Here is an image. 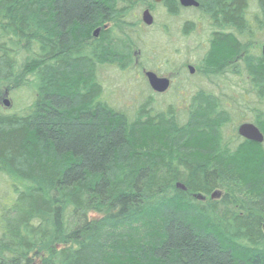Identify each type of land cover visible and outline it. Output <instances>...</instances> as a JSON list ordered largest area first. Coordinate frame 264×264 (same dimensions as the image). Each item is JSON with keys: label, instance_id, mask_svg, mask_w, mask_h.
Returning <instances> with one entry per match:
<instances>
[{"label": "trees", "instance_id": "1", "mask_svg": "<svg viewBox=\"0 0 264 264\" xmlns=\"http://www.w3.org/2000/svg\"><path fill=\"white\" fill-rule=\"evenodd\" d=\"M195 1L161 0V33L206 30L212 88L129 113L101 70L179 53L143 39L150 0H0V98L28 95L0 106V264H264V141L237 134L264 138V0Z\"/></svg>", "mask_w": 264, "mask_h": 264}, {"label": "rangeland", "instance_id": "2", "mask_svg": "<svg viewBox=\"0 0 264 264\" xmlns=\"http://www.w3.org/2000/svg\"><path fill=\"white\" fill-rule=\"evenodd\" d=\"M152 6L148 8L150 14L153 18V24L149 27L145 26L141 20V14L137 15L139 18V25L137 26L145 36L143 39L148 41L149 44L152 43L153 46L156 45L159 47H164L167 45V50L176 49L179 53L177 56H169L170 62L166 66L163 64L162 55L160 60H156L155 57H150L147 59V62L143 64L144 71H150L155 73L159 77H164L170 79L172 84L168 91L163 94L154 93L148 86L143 72L138 67H133L126 72H120L115 66L105 67V70H101L102 82L105 90L109 93L112 103L122 110H125L129 113L134 111L144 98L148 96L156 103L158 108L163 107L170 103L177 104L175 105L178 109H181L183 104L188 101V98L196 91L200 89H210V83H208L202 76L197 74V66L203 57V51L206 48V30L201 28L197 30V35L186 38L182 37L179 34L180 25L188 20H190L189 13H182L181 16L177 19H174V36L170 40L161 33V29L167 22V19L163 13V10L159 7L160 4L154 0H150ZM144 10V9H143ZM142 10V11H143ZM141 21V22H140ZM168 43V44H167ZM261 49V46H260ZM198 50L200 51L198 53ZM202 50V51H201ZM140 56V55H139ZM138 58V57H137ZM139 59L137 60V65H139ZM136 65V66H137ZM192 66L194 73L189 74L187 67ZM226 78V77H224ZM229 79L226 78L225 82H228ZM222 79L218 82V87H223L227 84L220 83ZM237 80H230V84L233 85ZM244 80H240L239 84L243 85ZM27 92H19L14 95L3 96L0 98V106L5 110H20L23 108L27 101L28 95ZM22 99V104L19 103ZM4 100L9 102V107H5ZM21 104V105H20ZM18 105H20L18 107ZM11 194L10 183L0 176V209L4 207H9L11 205L9 198ZM95 217V215H90Z\"/></svg>", "mask_w": 264, "mask_h": 264}, {"label": "water", "instance_id": "3", "mask_svg": "<svg viewBox=\"0 0 264 264\" xmlns=\"http://www.w3.org/2000/svg\"><path fill=\"white\" fill-rule=\"evenodd\" d=\"M178 2L179 5L183 8H196L198 6L195 0H178ZM141 20L142 23L147 27L153 24V18L148 11L142 13ZM97 34L98 30L94 33V35L97 36ZM261 55L262 57H264V44L261 47ZM187 69L189 70L190 74H193L194 69L191 66H189ZM144 77L147 81L149 88L156 94H163L168 91L170 87L169 79L164 77H158L153 72H145ZM4 105L8 108L9 102L7 100H4ZM237 134L240 138L251 143L262 144L264 141V138L259 132V130L253 124L250 123L241 124L237 129Z\"/></svg>", "mask_w": 264, "mask_h": 264}, {"label": "flooded vegetation", "instance_id": "4", "mask_svg": "<svg viewBox=\"0 0 264 264\" xmlns=\"http://www.w3.org/2000/svg\"><path fill=\"white\" fill-rule=\"evenodd\" d=\"M157 2V4H160L161 3V0H154V2ZM197 8V7H196ZM186 9H191V8H186ZM193 9H195V8H193ZM145 11H148L149 13H150V10L149 9H146ZM144 10L142 11V13L143 12H145ZM142 15V14H141ZM192 67V66H191ZM188 72H189V70H188ZM193 73H194V70H193ZM189 74H190V72H189ZM190 75H192V74H190ZM170 82H171V84H172V81L170 80Z\"/></svg>", "mask_w": 264, "mask_h": 264}]
</instances>
